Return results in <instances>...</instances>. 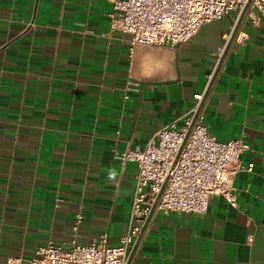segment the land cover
Segmentation results:
<instances>
[{"label":"crops","instance_id":"0c3cea01","mask_svg":"<svg viewBox=\"0 0 264 264\" xmlns=\"http://www.w3.org/2000/svg\"><path fill=\"white\" fill-rule=\"evenodd\" d=\"M111 10L110 0H0V264H30L50 241L107 233L119 245L138 173L120 154L206 89L209 131L250 145L238 206L214 195L205 213H155L132 264H264V17L220 60L237 11L177 45L131 50Z\"/></svg>","mask_w":264,"mask_h":264},{"label":"built area","instance_id":"2783aa9c","mask_svg":"<svg viewBox=\"0 0 264 264\" xmlns=\"http://www.w3.org/2000/svg\"><path fill=\"white\" fill-rule=\"evenodd\" d=\"M111 29L129 36L131 50L138 45H177L193 37L203 25L237 11L226 35V51L245 43L246 23L264 17V0H110ZM219 64V63H218ZM214 74L209 75V83ZM207 90V89H206ZM206 90L194 95L193 108L160 128L143 147L128 143L122 161L137 164L131 207V225L119 245L108 243L103 233L89 244L73 238L39 245L30 264H132L147 234L152 216L160 211L205 213L214 195L238 206L236 174L246 167L241 155L250 148L242 138L220 141L206 123ZM78 213L73 230L82 222Z\"/></svg>","mask_w":264,"mask_h":264}]
</instances>
